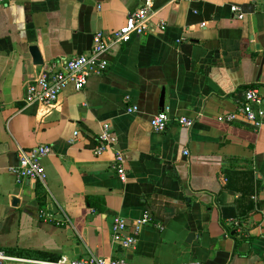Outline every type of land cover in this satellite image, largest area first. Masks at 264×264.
I'll use <instances>...</instances> for the list:
<instances>
[{"label":"crops","instance_id":"obj_1","mask_svg":"<svg viewBox=\"0 0 264 264\" xmlns=\"http://www.w3.org/2000/svg\"><path fill=\"white\" fill-rule=\"evenodd\" d=\"M138 6L0 2V249L23 260L6 264L91 256L264 264V128L220 120L242 106L249 88L264 97V0H155L152 23L162 20L164 29L114 47L103 75L81 91L69 86L52 107L25 105L28 85L90 55L94 35L119 30ZM32 46L44 66L34 64ZM163 90L171 121L156 132L151 119L163 111ZM134 105L138 112L129 113ZM180 116L194 126H180ZM105 124L124 154L126 182L113 169L115 150L94 153ZM41 145L52 148L42 162L45 183H18L11 168L20 151ZM146 213L152 221L133 249L113 242L116 217L131 226Z\"/></svg>","mask_w":264,"mask_h":264},{"label":"built area","instance_id":"obj_2","mask_svg":"<svg viewBox=\"0 0 264 264\" xmlns=\"http://www.w3.org/2000/svg\"><path fill=\"white\" fill-rule=\"evenodd\" d=\"M154 2L155 0H139V6L128 14L126 23L119 30L110 34L100 31L94 35V49L90 55L74 57L67 61L62 68L55 65L48 73L28 85L24 98L25 105L52 107L69 86H74L77 91H81L85 88L91 76L103 75L109 66L104 57L114 47L128 44L134 37L164 29V21L159 20L156 24L152 23V19L156 16ZM232 10L233 12L239 11L237 7L232 8ZM126 99L129 100L128 97ZM138 110L139 108L136 105L128 108L129 113H136ZM220 120L228 123L243 122L255 130L264 128V97L257 88H249L245 93V101L242 106L237 111L220 118ZM170 121L169 108L165 107L163 111L151 119V127L156 132H163L167 129ZM195 121V119L187 116L177 118L179 125L186 129H191ZM75 135L77 136L78 132ZM97 141L98 145L94 148V153L97 156L102 155L109 149L115 150L113 169L116 170L120 179L126 182L128 177L126 160L120 150L114 149V146L117 145V139L109 124L103 126ZM185 153L188 154V151ZM51 154L52 148L47 145L37 146L31 150H21L18 165L11 168L16 181L22 183L25 180H30L44 184L47 173L42 162ZM151 221L152 218L147 213L131 226L125 218L116 217L111 228L113 242L124 250L133 249L138 242L143 227ZM20 261L23 260L0 249V264ZM42 264H129V262L125 259L112 260L91 256L84 259L63 257L57 261L43 262Z\"/></svg>","mask_w":264,"mask_h":264},{"label":"water","instance_id":"obj_3","mask_svg":"<svg viewBox=\"0 0 264 264\" xmlns=\"http://www.w3.org/2000/svg\"><path fill=\"white\" fill-rule=\"evenodd\" d=\"M30 53L33 57L34 64L36 66H44V60L42 58L41 52H40L38 47H36V46L30 47ZM263 66H264V58H263V62H262V68H263ZM160 107H162L163 109L165 107V90L162 91L161 100H160ZM19 203H20V200L17 197L12 198V205L14 207H16ZM193 237H194V234H191L189 236L190 239H192Z\"/></svg>","mask_w":264,"mask_h":264},{"label":"trees","instance_id":"obj_4","mask_svg":"<svg viewBox=\"0 0 264 264\" xmlns=\"http://www.w3.org/2000/svg\"><path fill=\"white\" fill-rule=\"evenodd\" d=\"M37 194L39 196V200L41 202V205L44 206L45 203H46V197L43 195V191H42L41 185H38V187H37ZM253 210H254V207H252V205H251V207H249V209H248V211L246 213H248L249 211L252 212ZM246 213H245V215H246ZM7 253H9V252H7Z\"/></svg>","mask_w":264,"mask_h":264}]
</instances>
